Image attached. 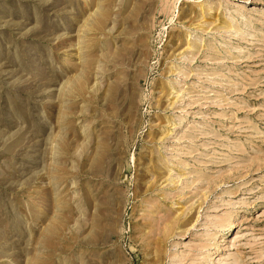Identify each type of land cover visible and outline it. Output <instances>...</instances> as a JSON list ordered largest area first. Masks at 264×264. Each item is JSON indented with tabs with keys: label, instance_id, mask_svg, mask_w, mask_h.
<instances>
[{
	"label": "rangeland",
	"instance_id": "rangeland-1",
	"mask_svg": "<svg viewBox=\"0 0 264 264\" xmlns=\"http://www.w3.org/2000/svg\"><path fill=\"white\" fill-rule=\"evenodd\" d=\"M0 264H264V0H0Z\"/></svg>",
	"mask_w": 264,
	"mask_h": 264
}]
</instances>
